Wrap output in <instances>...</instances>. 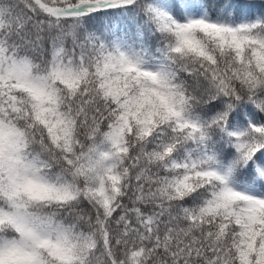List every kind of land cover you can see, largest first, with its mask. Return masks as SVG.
I'll list each match as a JSON object with an SVG mask.
<instances>
[{
    "label": "snow or ice",
    "instance_id": "obj_1",
    "mask_svg": "<svg viewBox=\"0 0 264 264\" xmlns=\"http://www.w3.org/2000/svg\"><path fill=\"white\" fill-rule=\"evenodd\" d=\"M0 264H264V0H0Z\"/></svg>",
    "mask_w": 264,
    "mask_h": 264
}]
</instances>
